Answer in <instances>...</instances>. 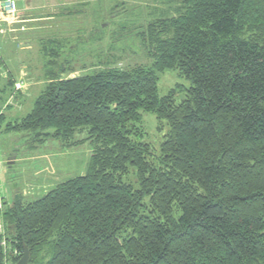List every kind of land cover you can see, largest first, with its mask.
I'll return each instance as SVG.
<instances>
[{
  "label": "trees",
  "instance_id": "16d2710c",
  "mask_svg": "<svg viewBox=\"0 0 264 264\" xmlns=\"http://www.w3.org/2000/svg\"><path fill=\"white\" fill-rule=\"evenodd\" d=\"M180 2L141 33L151 65L49 70L32 109L7 123L33 133V150L71 147L81 131L94 144L85 174L3 201L13 262L28 246L30 264H264V0ZM167 70L190 86L161 95ZM142 112L168 128L158 149Z\"/></svg>",
  "mask_w": 264,
  "mask_h": 264
},
{
  "label": "rangeland",
  "instance_id": "374dc122",
  "mask_svg": "<svg viewBox=\"0 0 264 264\" xmlns=\"http://www.w3.org/2000/svg\"><path fill=\"white\" fill-rule=\"evenodd\" d=\"M17 3L28 17L16 24L14 32L0 35V61L4 46L13 59L7 67L0 63L2 87L7 83L8 74L14 77L16 72L22 71L27 78L24 90L18 94L15 89L8 91V95L0 91V100L8 97L11 105H17L18 109L7 111L6 121L0 128V195L8 205L18 197L24 202L36 200L57 184L85 174L94 150L86 131L75 136L76 144L71 147L51 138L33 150L32 132L5 130L16 115L22 118L32 109L35 98L48 82L47 71L64 68L62 77L67 79L92 73L105 65L149 66L152 59L141 33L151 21L176 15L181 6L180 0H17ZM27 20L35 22L31 24ZM32 25L36 29L32 30ZM53 44L61 48L55 46L59 51L56 57L50 48H55ZM48 54L57 59L54 65L47 66ZM159 76L161 95L177 85L190 86L175 70H167ZM184 95L185 91L179 92L177 101ZM141 124L145 133L143 141L158 149L168 132L167 126L149 112H142ZM12 154L15 160L10 165ZM129 180L136 182L133 172ZM3 236L4 264L15 263L11 258L12 249L7 245L5 234ZM22 255L17 250L13 258Z\"/></svg>",
  "mask_w": 264,
  "mask_h": 264
},
{
  "label": "built area",
  "instance_id": "2783aa9c",
  "mask_svg": "<svg viewBox=\"0 0 264 264\" xmlns=\"http://www.w3.org/2000/svg\"><path fill=\"white\" fill-rule=\"evenodd\" d=\"M21 20L22 16L20 14L17 0H0V35H6L8 33L14 32L13 29H15L16 24L21 22ZM22 85L23 83H16V87L18 89L22 88ZM3 211V198L0 195V234L2 235L5 234Z\"/></svg>",
  "mask_w": 264,
  "mask_h": 264
},
{
  "label": "crops",
  "instance_id": "0c3cea01",
  "mask_svg": "<svg viewBox=\"0 0 264 264\" xmlns=\"http://www.w3.org/2000/svg\"><path fill=\"white\" fill-rule=\"evenodd\" d=\"M19 7V6H18ZM19 9H20V13L23 15H21L22 16V19L23 18H25V17H28L27 15H24V12H22V10H21V8L19 7ZM25 21V20H24ZM35 21L34 20H27V23H31V24H33ZM33 26V25H32ZM34 29H36L34 26H33V28H32V30H34ZM3 51H4V54H3V56H2V61H0V63L3 65V66H5V67H7L6 65H9V62H11V60H13L12 59V57L10 56V54H8V53H6V51H5V46L3 47V49H2ZM10 57H11V59H10ZM10 76H12V74L10 75ZM7 77H9V74H8V76ZM13 77V76H12ZM13 79H14V81H15V83H23V85H22V88H20V89H18L17 87H16V84H15V91H17L16 93L18 94L19 92H21V91H23L24 90V83H25V80H27V78L25 77V75L22 73V71L20 72V73H18V72H16L15 73V75H14V77H13ZM21 90V91H20ZM7 95H8V93H7ZM12 103H10L9 101H8V97L6 98V100L5 101H2V100H0V114H4L5 116H7V111H9V112H12V110H18L17 108H15V107H17V105H15L14 104V106H12L11 105ZM17 118H19L17 115H16V119ZM2 168V167H1Z\"/></svg>",
  "mask_w": 264,
  "mask_h": 264
},
{
  "label": "water",
  "instance_id": "95a60500",
  "mask_svg": "<svg viewBox=\"0 0 264 264\" xmlns=\"http://www.w3.org/2000/svg\"><path fill=\"white\" fill-rule=\"evenodd\" d=\"M15 160L14 154H12L9 158V164L11 165L13 161ZM30 250L28 246H24V251L22 257L15 263L12 264H30Z\"/></svg>",
  "mask_w": 264,
  "mask_h": 264
}]
</instances>
